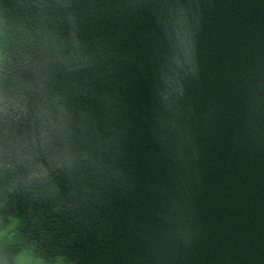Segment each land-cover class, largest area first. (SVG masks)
<instances>
[{"label": "trees", "instance_id": "1", "mask_svg": "<svg viewBox=\"0 0 264 264\" xmlns=\"http://www.w3.org/2000/svg\"><path fill=\"white\" fill-rule=\"evenodd\" d=\"M9 225L0 264H264V0H0Z\"/></svg>", "mask_w": 264, "mask_h": 264}, {"label": "rangeland", "instance_id": "2", "mask_svg": "<svg viewBox=\"0 0 264 264\" xmlns=\"http://www.w3.org/2000/svg\"><path fill=\"white\" fill-rule=\"evenodd\" d=\"M11 225H9L8 227H6L4 230H0V236L1 235H5L3 237H7L9 238L11 236V233L9 232L10 230H8L10 228ZM4 239V238H3ZM23 255L17 256L15 258L16 264H22V260H23ZM28 264V263H27ZM36 264H40V262L38 261Z\"/></svg>", "mask_w": 264, "mask_h": 264}]
</instances>
